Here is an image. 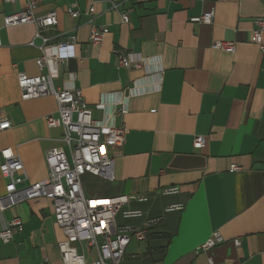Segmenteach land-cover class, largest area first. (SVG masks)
Here are the masks:
<instances>
[{"label": "crops", "instance_id": "0c3cea01", "mask_svg": "<svg viewBox=\"0 0 264 264\" xmlns=\"http://www.w3.org/2000/svg\"><path fill=\"white\" fill-rule=\"evenodd\" d=\"M72 3L77 17L65 11ZM24 7L25 0H0V113L11 122L0 131V164L1 150L11 148L28 184L47 177V149L67 147L62 129L46 124L57 113L55 98L20 97L19 72L47 71L38 68L39 50L29 44L35 27H3L4 16ZM51 10L58 23L50 42L75 37V55L57 65L53 84L80 90L94 119L126 108L115 119L127 128L123 144L108 149L112 179L84 174L83 190L92 181L88 196L131 197L115 214L118 227L157 219L145 240L131 239L120 264H208V258L264 264V51L252 35L254 20L264 14L262 0H45L34 13ZM210 12L211 23L191 20ZM92 25L108 28L98 44L89 40ZM229 40L233 52L213 47ZM120 54L141 59V66H119ZM196 135L205 137L203 148L193 147ZM6 182L0 172V195ZM129 210L138 213L126 216ZM14 217L22 228L11 241L0 240V264H63L58 243L64 234L51 199L18 202L0 215V229ZM213 232L224 241L197 252ZM79 250L86 264L97 257L92 246Z\"/></svg>", "mask_w": 264, "mask_h": 264}, {"label": "built area", "instance_id": "2783aa9c", "mask_svg": "<svg viewBox=\"0 0 264 264\" xmlns=\"http://www.w3.org/2000/svg\"><path fill=\"white\" fill-rule=\"evenodd\" d=\"M6 3H16L18 0H3ZM45 0H25V7L12 12L3 18V27L22 24H32L35 27L34 38L29 42L39 50L36 64L40 70L47 71L36 76H28L23 72L17 75V84L22 100L42 96H53L57 102L56 115L46 118L48 127L62 129L61 140L67 147H52L45 151L44 159L48 166L46 178L24 184L26 172L20 156L11 148L1 150L2 162L0 172L7 179L4 192L0 195V215L22 200H32L46 197L52 200L55 223L61 228L64 238L58 243L63 264H86V255L79 250L82 244L96 249L97 257L92 264H120L125 250L131 239L145 240L157 219L146 222L144 227L116 226L114 218L116 212L126 205L130 196H87L82 188L81 178L84 174H91L104 179H112L111 158L109 147H120L123 144L127 128L117 124L115 119L126 112L124 105L112 112H105L100 119H94L80 90L56 87L53 78L57 75V65L74 57L75 37L70 36L65 41L51 43L50 33L58 23L57 12L51 10L43 16L37 17L35 8ZM264 5V0H262ZM116 7V4H112ZM71 17H77L79 11L75 4L65 8ZM94 12L89 6L88 14ZM213 13L192 17V21L211 23ZM121 21H129L128 14L121 12ZM264 31V14L254 20L252 28L253 41L261 51H264L262 32ZM108 28L92 25L89 40L100 43ZM35 39L39 40L37 44ZM214 48L233 52L234 41H217ZM134 64L141 66V59L132 60L129 54L118 56V65L129 67ZM104 111L102 103L96 106ZM11 127L9 119L0 113V131ZM206 139L202 135L193 138L192 145L200 149L205 146ZM232 170L240 166L232 164ZM166 191L177 192L176 187ZM98 202H106L98 204ZM137 211H125L126 216H135ZM22 220L14 217L7 221L0 229V240L9 242L14 233L22 228ZM224 241L219 232H213L197 247V252H206ZM236 245L239 239L233 240ZM208 264L213 260L208 258Z\"/></svg>", "mask_w": 264, "mask_h": 264}, {"label": "rangeland", "instance_id": "374dc122", "mask_svg": "<svg viewBox=\"0 0 264 264\" xmlns=\"http://www.w3.org/2000/svg\"><path fill=\"white\" fill-rule=\"evenodd\" d=\"M109 149V148H108ZM86 185L83 183L84 188H86V190L90 189L92 185H94L95 183L92 181H87L85 182ZM88 187V188H87ZM86 190L84 191V193L88 196V191L86 192Z\"/></svg>", "mask_w": 264, "mask_h": 264}, {"label": "bare ground", "instance_id": "6f19581e", "mask_svg": "<svg viewBox=\"0 0 264 264\" xmlns=\"http://www.w3.org/2000/svg\"><path fill=\"white\" fill-rule=\"evenodd\" d=\"M106 203V202H105ZM104 202H98V204H105Z\"/></svg>", "mask_w": 264, "mask_h": 264}]
</instances>
